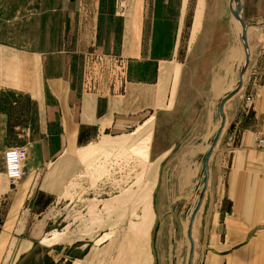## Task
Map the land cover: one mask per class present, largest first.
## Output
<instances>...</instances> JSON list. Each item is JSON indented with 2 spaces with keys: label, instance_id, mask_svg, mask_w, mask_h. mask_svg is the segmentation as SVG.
Instances as JSON below:
<instances>
[{
  "label": "rangeland",
  "instance_id": "374dc122",
  "mask_svg": "<svg viewBox=\"0 0 264 264\" xmlns=\"http://www.w3.org/2000/svg\"><path fill=\"white\" fill-rule=\"evenodd\" d=\"M80 2L81 6L87 2L86 8H74ZM228 2L72 0L75 78L79 80L83 71L84 55L78 53L83 49L88 66L90 58L96 60L92 69L97 67L105 80L115 76L119 88L125 79L155 84L160 66V80L152 85L149 98L147 92L135 90L145 98L134 101V106L162 107L165 89L167 105L157 114L154 132L147 125L134 135H121L141 123L138 113L120 118L117 139L97 138L87 151L81 184L78 179L72 185L63 183L73 172L54 173L50 183L24 195L25 222L28 228L36 222L34 231L24 236L37 241L16 264H188L187 232L202 183V155L221 123V100L237 87L246 65V60L242 64L230 57L244 50L226 40L227 28L236 40L237 34L243 38L238 18V25H229ZM79 12L86 13L89 23L86 41L77 40L82 37L75 26ZM226 45L230 49L223 55ZM127 53L134 59L123 57ZM253 61L243 82L251 75ZM123 107L129 109L130 104ZM65 194L67 198L81 194L85 201H64ZM197 233L195 264H201L203 248ZM6 251L9 257L13 250ZM13 257L14 253L9 258Z\"/></svg>",
  "mask_w": 264,
  "mask_h": 264
},
{
  "label": "crops",
  "instance_id": "0c3cea01",
  "mask_svg": "<svg viewBox=\"0 0 264 264\" xmlns=\"http://www.w3.org/2000/svg\"><path fill=\"white\" fill-rule=\"evenodd\" d=\"M229 2V25L235 27L239 21L231 14ZM72 5H76L72 0H0V264H16L36 244V239L24 236L36 225L28 228L24 219L28 215L24 212L28 191L31 195L36 186L50 183L54 173L63 176L73 172L72 179L63 183L72 185L78 179L81 184L87 151L96 145L97 138L117 139L120 118H134L138 113L141 123L131 133L121 135H134L136 129L147 125L153 126L154 132L157 114L167 105L165 89L164 107L142 105L135 110L134 106V101L145 98L135 90L147 92L149 98L152 85L160 80V66L155 84L125 79L119 88L115 76L105 80L96 72L97 67L92 69L90 65L96 60L90 58L88 66L83 49L78 50L84 55L83 71L79 80L75 78ZM86 6L87 2L82 6L80 2L74 8ZM242 6L247 47L228 28L230 37L226 40H232V46L241 45L245 53L251 50L249 57L254 63L249 79L225 105L226 127L210 159L209 185L193 230L195 260L198 231L200 235L201 264H264V161L256 147L258 136L264 132V0H242ZM78 15L75 26L82 37L77 40L86 41V13ZM229 49L226 45L222 54L227 55L224 52ZM123 57L132 60L135 55ZM129 104L125 110L123 106ZM16 146L28 149V178L11 187L4 154ZM76 200L85 201V197L67 198L65 194L64 201ZM10 249L12 259L7 256Z\"/></svg>",
  "mask_w": 264,
  "mask_h": 264
},
{
  "label": "water",
  "instance_id": "95a60500",
  "mask_svg": "<svg viewBox=\"0 0 264 264\" xmlns=\"http://www.w3.org/2000/svg\"><path fill=\"white\" fill-rule=\"evenodd\" d=\"M236 2V5H235V8L233 7V3ZM229 8H230V12L231 14L235 17V18H238L240 20V23H241V27H242V33L241 35L243 36V39H241L243 42H244V45H246L247 47V41H246V35L248 33V28H247V25L244 21V18H243V6H242V0H230L229 2ZM246 55H247V59H246V65L244 66L241 74H240V77H239V82H238V85L237 87L230 93H228L222 100H221V103L219 105V111H220V114H221V117H222V120H221V123H220V126L215 134V136L212 138L211 140V145L207 151V153L204 155V158H203V174H204V185H203V189L201 191V194H200V199H199V204L197 206V208L195 209L192 217L190 218V223H189V226H188V237H189V240H190V244H191V248H190V253H189V261H188V264H195V239H194V234H193V230H194V224H195V220H196V216L202 206V203H203V200H204V196H205V193L208 189V185H209V176H210V173H209V165H210V159L212 157V154H213V151L214 149L216 148L217 144H218V141L222 135V132L223 130L225 129L226 127V113H225V105L226 103L232 99L237 93H239V91L241 90L242 86H243V77L246 73V70L249 66V63H250V57H249V54H248V51H246Z\"/></svg>",
  "mask_w": 264,
  "mask_h": 264
},
{
  "label": "built area",
  "instance_id": "2783aa9c",
  "mask_svg": "<svg viewBox=\"0 0 264 264\" xmlns=\"http://www.w3.org/2000/svg\"><path fill=\"white\" fill-rule=\"evenodd\" d=\"M256 147L262 154L264 161V132L258 136ZM28 155L29 153L26 146H16L6 150L4 154V163L9 186H16L18 182L28 175L26 169Z\"/></svg>",
  "mask_w": 264,
  "mask_h": 264
},
{
  "label": "bare ground",
  "instance_id": "6f19581e",
  "mask_svg": "<svg viewBox=\"0 0 264 264\" xmlns=\"http://www.w3.org/2000/svg\"><path fill=\"white\" fill-rule=\"evenodd\" d=\"M235 5H236V2H234L233 3V7L235 8ZM243 39V38H242ZM243 44H244V42H243ZM244 52L245 51H243V52H241V51H239L238 50V52L236 53V54H234V56H230V57H232V58H238L239 60H242V64H243V61L245 62V60L247 59V55L246 54H244ZM248 54H249V51H248ZM241 68V67H240ZM235 70V69H234ZM243 79H244V77H243ZM231 81V80H230ZM235 82V81H234ZM230 87V86H229ZM227 88V87H226ZM232 88V87H231ZM221 115V114H220ZM221 120H222V117H221ZM220 126V125H219ZM219 128V127H218ZM218 130V129H217ZM214 132V131H213ZM217 132V131H216ZM211 136V135H210ZM209 146L210 145H207L206 146V150H208V148H209ZM189 166V165H188ZM202 170H203V168H202ZM204 174H203V171H202V183H201V186H200V189L198 188V194H197V198H198V200H197V202H196V204H195V206H194V209H196L197 208V206H198V204H199V199H200V194H201V191H202V189H203V185H204ZM193 211V210H192ZM190 213V212H189ZM188 215L189 214H187V218L186 219H188ZM191 216V215H190ZM186 222H189V221H186ZM185 222V223H186ZM186 225V224H185ZM184 225V226H185ZM188 225V224H187ZM185 228V227H184Z\"/></svg>",
  "mask_w": 264,
  "mask_h": 264
}]
</instances>
